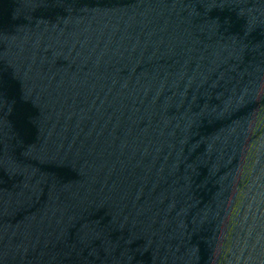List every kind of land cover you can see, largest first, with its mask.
<instances>
[{
	"label": "water",
	"instance_id": "water-1",
	"mask_svg": "<svg viewBox=\"0 0 264 264\" xmlns=\"http://www.w3.org/2000/svg\"><path fill=\"white\" fill-rule=\"evenodd\" d=\"M217 128L264 252V0H150Z\"/></svg>",
	"mask_w": 264,
	"mask_h": 264
}]
</instances>
